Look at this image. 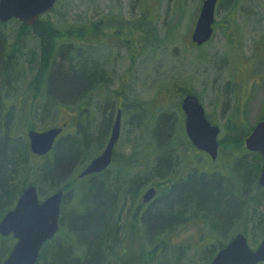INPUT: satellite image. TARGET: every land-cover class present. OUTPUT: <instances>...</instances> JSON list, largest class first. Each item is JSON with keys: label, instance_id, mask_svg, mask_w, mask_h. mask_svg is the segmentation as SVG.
I'll return each instance as SVG.
<instances>
[{"label": "rangeland", "instance_id": "1", "mask_svg": "<svg viewBox=\"0 0 264 264\" xmlns=\"http://www.w3.org/2000/svg\"><path fill=\"white\" fill-rule=\"evenodd\" d=\"M202 2L59 0L49 13L40 17V21H46L44 26L52 25L59 31L70 28L75 31L100 21L98 35L101 34L100 39L109 45V48H102L100 53L109 85L91 96L89 106L95 122L100 120L99 109L108 99L111 102L115 100L113 124L117 109H122L121 101L115 98L119 92L130 100L143 103V110L131 108L125 115L120 111V133L114 153L121 159L128 156L136 158L129 168L121 169L120 176L124 172L128 176L135 172L147 175L158 153L157 147L166 146L172 149L173 165L176 159L174 174L169 182L185 177L193 168L209 174L214 172L222 177L220 190L227 191L234 201V216L226 224L214 217L206 220L195 216L173 228L165 237L169 246L165 264H206L207 251L216 247L219 241L227 243L231 233L234 236L239 231H245L251 250L264 239V194L258 197L260 190L255 183L245 180L247 174L250 178H257L253 166L257 161L259 163V158L248 152L243 143L247 132L258 121L264 120V0H217L212 36L201 46H196L191 41V33ZM0 32L4 52L9 53L12 73L15 74V80L6 85L7 90L2 94V115L13 108L12 120L7 127L0 120L2 134L7 129L14 136L26 139L28 130L42 131L63 125V135L74 132L76 112L60 107L48 119L47 115L40 113L39 107L44 105L42 99L39 96L32 98L28 91L35 74V70L30 71L29 61L39 55V39L16 21L1 25ZM17 36L20 37L18 42ZM182 91H188L198 99L205 115L219 129V145L214 160L207 154L191 149L180 109L184 97ZM28 111L30 118L27 126V122L20 118L22 113ZM161 115L170 121L171 127L170 134L159 141L151 131ZM102 150L95 153L96 156ZM49 158V154L44 157L31 155L28 163L31 174H28L26 182L35 179L37 169ZM117 165L112 167L113 173L119 168ZM80 172V169L75 170L70 180L74 190L70 189L62 199L63 221L54 237L57 243H64L66 231H69L67 219L70 216L78 217L82 210V195L78 190L86 182L78 178ZM146 181L136 196L114 199L117 205L109 216L108 228L112 231V238L122 242V249L116 251L113 257L106 256L103 259L105 264H122L125 258L133 259L138 252V243L141 246L139 249L149 252L160 242L149 243L143 235L142 212L159 198L157 192L160 189L156 187L157 181L149 175ZM47 183L41 185L45 192ZM149 187H153L156 193L149 203L144 204L141 196ZM7 208L0 212L2 216ZM0 244L5 248L3 257L13 246L14 240L0 237ZM159 250V247L155 248L153 258L157 257ZM2 260L0 258V262ZM153 262L156 264L157 259Z\"/></svg>", "mask_w": 264, "mask_h": 264}, {"label": "trees", "instance_id": "2", "mask_svg": "<svg viewBox=\"0 0 264 264\" xmlns=\"http://www.w3.org/2000/svg\"><path fill=\"white\" fill-rule=\"evenodd\" d=\"M40 20L31 27L19 23L20 27L30 29L32 36L38 38L40 44L38 57L29 61L30 71L35 70V74L28 86V91L32 94V98L39 96L38 98L42 99L41 102L44 105L39 107L40 113L47 115L48 119L60 107H67L76 112L75 129L74 132L62 134L57 138L52 150L48 153L50 158L41 164L35 179L29 182L26 181L30 173L28 163L32 154L29 152L27 139L14 136L13 132L10 133L7 129L2 134L0 129V198L5 208L11 206L28 185L36 186L38 195L43 198L52 190L54 192L62 190V199H64L71 191L70 189L74 190L70 181L73 173L75 170L81 171L96 156L95 153L105 146L112 125L115 100L111 102L107 99L108 102L99 109L101 118L98 122L94 121L92 108L89 106L92 94L109 85L105 62L100 56L102 48H109V45L100 39L101 34L98 35V30L101 28L100 21L93 22L87 27L77 28L75 31L72 28L59 31L51 27L52 25L44 26L46 21ZM1 25L4 24L0 23V27ZM66 31L70 33H65ZM16 38L18 42L20 37ZM3 45L4 41L0 32V120L2 119L4 127H7L12 120L13 108H9L6 115H2V94L4 90H7L6 85H10L12 80H15V74L12 73V59L9 53L4 52ZM188 93L190 92L182 91L183 96ZM115 98L121 101L120 111L123 115L131 108L144 109L143 103L130 100L121 92L117 93ZM29 118L28 111L25 114L22 113L20 119L27 122L28 126ZM170 127V121L168 122V119L161 115L152 128L153 137L164 140L170 134ZM157 148L158 153L147 175L157 181L156 187L160 188L157 192L159 198L148 205L142 212L140 220L144 229V239L149 243L158 240L160 242L155 244L149 252L139 249L141 246L138 243L136 256L131 260L123 259L122 264H153L154 259H157L156 264H165L169 248L165 237L172 232L173 228L195 216H201L206 220L214 217L226 224L235 214L234 201L230 199L227 191L220 190V183L223 180L220 175L193 168L185 177L169 182L171 175L174 174L176 159L173 165V155L170 152L172 149L166 146ZM193 148L191 146V149ZM252 154L258 155L259 158V163L257 161L253 166L258 174L260 157L258 153ZM133 157L121 159L113 153L111 164L107 169L81 178L86 182L85 186L78 190L82 195V210L78 217L70 216L67 219L66 227L69 231H66L64 243H57L55 238L45 243L36 264H105L103 259L106 256L113 257L117 254L116 251H121L122 242L112 238V231L108 228L109 216L117 205L114 199L127 195L136 196L147 182V175L140 172L130 176L122 172L123 175L120 176L121 169L126 170L133 165L136 159ZM116 163L119 168L115 170L116 173H113L112 167ZM246 179L255 183L256 188L259 189L256 177L250 178L247 174ZM46 182L48 183L45 192L41 185ZM262 202L264 204V196ZM62 221L61 206L59 224ZM239 232L246 235L245 231ZM232 235L233 233L230 238ZM225 244V241H219L216 247L209 249L206 263ZM156 247L160 250L157 257L153 258ZM4 250L5 248L0 244V258L3 259L9 253L2 257ZM179 250L180 248L177 249Z\"/></svg>", "mask_w": 264, "mask_h": 264}, {"label": "water", "instance_id": "3", "mask_svg": "<svg viewBox=\"0 0 264 264\" xmlns=\"http://www.w3.org/2000/svg\"><path fill=\"white\" fill-rule=\"evenodd\" d=\"M58 0H0V22L11 19L24 26H33L41 15L50 12ZM217 0H203L199 14L191 33V41L196 46L207 42L213 33L214 9ZM184 114V130L191 145L205 152L212 160L216 158L219 129L205 117L203 107L193 95H185L180 104ZM120 110H117L108 141L101 151L77 175L78 178L96 174L106 169L112 160L114 145L120 133ZM61 127H52L38 132L29 130V150L37 156L46 155ZM249 152H259L262 158L258 184L264 186V121H258L244 140ZM155 195L154 188L147 189L142 195V202L150 201ZM63 192L58 190L38 202L36 188L26 187L19 195L12 210L0 220V236L12 235L16 243L8 256L0 264H36L41 246L57 232L60 204ZM264 261V239L256 249L248 247L245 236L236 234L220 249L207 264H258Z\"/></svg>", "mask_w": 264, "mask_h": 264}, {"label": "flooded vegetation", "instance_id": "4", "mask_svg": "<svg viewBox=\"0 0 264 264\" xmlns=\"http://www.w3.org/2000/svg\"><path fill=\"white\" fill-rule=\"evenodd\" d=\"M118 110V109H117ZM112 126V125H111ZM68 134V133H67ZM107 141H108V138H107ZM107 141H106V143H107ZM106 145V144H105ZM205 154V153H204ZM259 157H260V169H259V172H258V175H257V178H256V182L258 181V177H259V175H260V172H261V165H262V159H261V154H259ZM257 186H259L260 188H259V190H260V197H262V194H264V186H260L258 183H257ZM36 191H37V187H36ZM37 193H38V191H37ZM19 196V195H18ZM18 196H17V198H18ZM17 198H16V200H17ZM40 198H43V197H40ZM16 200L13 202V206H9V208H7V210L4 212V215L8 212V211H10V210H12V207H14V205L16 204ZM43 200V199H42ZM39 201H41V200H39ZM12 205V204H11ZM3 205H2V200H1V198H0V212H2V210H3V208H4V206L2 207ZM2 213L0 214V220L2 219ZM7 237H11L13 240H14V244H15V242H16V240L11 236V235H8V236H6V238ZM13 244V245H14ZM13 247V246H12ZM11 247V248H12Z\"/></svg>", "mask_w": 264, "mask_h": 264}, {"label": "bare ground", "instance_id": "5", "mask_svg": "<svg viewBox=\"0 0 264 264\" xmlns=\"http://www.w3.org/2000/svg\"><path fill=\"white\" fill-rule=\"evenodd\" d=\"M112 127V126H111ZM111 127H110V130H111Z\"/></svg>", "mask_w": 264, "mask_h": 264}]
</instances>
